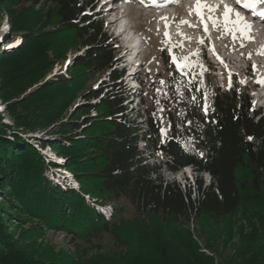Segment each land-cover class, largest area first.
<instances>
[{
  "label": "trees",
  "instance_id": "16d2710c",
  "mask_svg": "<svg viewBox=\"0 0 264 264\" xmlns=\"http://www.w3.org/2000/svg\"><path fill=\"white\" fill-rule=\"evenodd\" d=\"M3 2L16 8L8 14L14 31L38 14L33 5H49L43 16L37 15L42 18L36 30L22 29L24 49L49 52L51 59L63 56L67 49H83L84 54L76 56L69 67L68 78L55 77L45 86L54 82L66 85L68 91L63 95L71 93L77 97L79 88L92 74L107 73L112 84L123 76L113 64L117 50L103 33L102 22L85 13L89 1L0 0V5ZM43 65L38 64L34 71L43 70ZM85 92L86 104L74 106L70 116L58 124L65 132L58 134V140L51 145L69 153L68 169L83 172L81 178L90 186L87 190L83 184L78 190L66 191L51 185L34 149L22 142L6 141L0 134V191L9 189L4 194L7 203L15 208L12 199L18 202L23 210L20 212L39 230H43L42 224L65 233L72 241L74 252L47 257L44 264H213V258L201 252L190 238V248L178 245L170 227L189 223L190 219L198 226L200 221L213 220L224 225L217 226L206 241L217 242L227 231L224 226L238 214L252 213L255 205L259 211L247 220L254 218L258 224L253 226L247 221L250 230L244 237L256 238L246 245L255 250V259L263 254L264 116L251 111L246 94L217 89L211 96L212 111L207 115L199 110L192 112V120L197 123L194 131L201 140L198 147L206 151L198 157L185 153L173 136L162 137L151 123L148 132L141 134L139 125L126 119L124 94L119 89L106 88L104 92L89 88ZM92 99L97 103L90 104ZM141 100L144 104L143 94ZM91 111H95L94 117L89 116ZM139 143L144 146L139 147ZM157 153H162L160 165L168 172L178 173L183 167H191L199 175H210L209 185L203 186L196 178V197L192 198L190 190L182 192L174 182H164L161 167L149 162ZM90 198L101 199V204L124 200L132 207V218L118 219V207L114 206V216L106 219L88 202ZM155 223L160 229L148 233V225L156 226ZM1 224L0 264L42 263L43 257L38 256L36 249L9 239ZM103 234L113 240L112 249L102 251L99 244L82 247ZM245 251L244 255L248 253Z\"/></svg>",
  "mask_w": 264,
  "mask_h": 264
},
{
  "label": "rangeland",
  "instance_id": "374dc122",
  "mask_svg": "<svg viewBox=\"0 0 264 264\" xmlns=\"http://www.w3.org/2000/svg\"><path fill=\"white\" fill-rule=\"evenodd\" d=\"M188 1L185 2L187 8L184 9V12L179 13H182V19L188 20L191 24L196 25V27H189L186 24L180 23H177L178 26L174 27L173 24L176 22H173V17L176 13L172 8H168L167 10L160 9L155 12L149 8H134L129 6L127 0H96V5L91 11H86V14L92 20L97 19L102 22L103 33H105L111 43L115 44V49H117L116 59H120L116 68L125 72L122 89L128 90V82H134L135 80L143 82V85H141L142 93L140 92V94H143L144 104L140 102L139 97H134L137 95V92H134L135 94L132 97L130 96L131 93L128 96L123 95L129 99L127 103L123 104L128 109V117L126 116V119H130L136 125H139L141 134L148 132L150 123L155 128H162L171 123L173 127L167 130V135L176 137L182 144L188 137H193L192 143L184 145L183 148L184 150L187 148L185 151L188 153L200 156L199 153L202 152L204 155L206 151L198 147L201 140L196 136L194 130H196L197 123L192 120L191 116L194 109L195 111L200 110L202 114H205L201 107L203 104V94H207L210 111L212 109L210 96L215 89L228 87L243 94H245L243 91L247 90L251 111L257 109V100L261 95L260 91L264 87V84H259L256 80L264 78V67H257L258 71L253 72L251 66L246 76H244V70L241 68L242 71L239 72L240 74L236 78L232 77L231 72L239 71L235 69L236 66L241 67V59L239 57H242L244 54L248 57L249 53H251L253 64L257 63L255 65L258 66L259 63H262L264 66V56L257 54L264 52V29L263 25L257 20L246 17V20L253 24V30H256L251 31V36L253 37L251 40H242L239 34H237V38L234 40L233 36L226 33L222 26L215 28L210 22L209 31L204 32L203 26L200 24L195 13L193 12V14L189 15L190 9L194 8V0L193 2ZM206 1L208 0H203L205 3ZM209 1L220 2V0ZM233 1L224 0L228 4L231 3L230 6H234ZM28 5L30 4L25 6ZM33 6L34 12H38L37 15L41 16H43L49 7L48 4L44 5L42 3ZM15 9V6H11L8 3L5 4L3 2L0 5V37L3 38L0 40V52L3 50L0 56L2 57L0 59V134L6 141H18V143L22 142L31 146L39 154L44 163L43 171L45 172V177L48 176L49 172L47 167H51L49 176H56V182L62 191L67 186H73L78 189L81 187V184L87 190L90 186L81 178L83 172L68 169L71 159L69 153L63 151L60 147L51 145V143L58 140V134L65 132V130L58 128V124L70 116L73 107L86 104L87 92L85 91L89 88L100 90L107 83L108 74H92L85 81L83 88H79L77 97L71 93L67 96L63 95V92L68 91L66 85L54 82L48 87L45 86L46 81H52L55 77L63 76L68 78L69 67L72 66L76 56L84 54L83 49H77L78 51L67 49L63 51V56L56 59H51V53L49 52L38 53L36 50L28 51L24 49V44H22L24 33H21L23 32L22 29L24 28L27 32H30L32 29L36 30L42 17L36 15L32 20H25V24L22 25L20 23V29L14 31L13 29L11 30V23L8 19L10 16L8 14L14 12ZM222 11L223 8H220L215 13L221 21ZM241 14L243 15L242 12ZM207 15L208 13L205 11V16ZM161 17H167V21L161 19ZM113 22H115L114 25H112ZM166 22L168 24L167 29H165ZM123 28H126V31L117 38V34ZM180 29L192 33V36L198 39H203L204 43L200 44L198 42L200 45L199 50L196 51V48L194 49L199 55H191L192 52H185L183 50L178 53V51L173 49L175 55L190 56V60L192 61V66L189 69L174 70L175 66L171 63V58L166 51L169 45L162 43V41L165 39V31L170 33L173 43V40L177 42L181 40L186 41V39H180V36L173 33V31ZM133 30L134 32L132 33ZM241 43H243V47H241ZM193 44L197 46L194 42ZM189 45L191 47L192 43ZM204 45L206 46L204 47ZM124 47L133 49L125 57L123 56ZM213 47L215 48V53L212 51ZM237 48H242V50L232 54ZM32 55L33 59H31ZM204 55L205 59L202 62V56ZM227 59H232L233 64L227 62ZM138 62H141L142 65L138 66ZM214 62L219 64L217 69L214 68ZM38 64H44V69L35 72L33 68ZM198 65H203L206 71H202ZM228 66H231V68ZM214 69L215 72L211 73ZM29 70L32 72L31 74ZM127 71L129 73L136 72L133 80L130 76L126 77ZM229 79L231 80L230 87ZM162 80L164 84L160 83ZM242 80L246 81V83H240ZM176 88H179V92L176 91ZM191 96L196 97L195 105L190 103ZM89 103L95 104L97 100L92 99ZM160 109H165V111L161 112ZM130 111L133 115L130 114ZM177 112L181 113V115L178 116ZM95 114V111H91L89 116L94 117ZM161 117H163V122L161 121ZM81 120L82 118H80ZM187 120L192 121L190 126L184 123ZM177 125L181 127H176ZM143 146V143H139V147L142 148ZM61 152L65 153L60 155L59 153ZM149 162L155 164L157 167H161L162 161L160 155H158L151 158ZM59 173H62L63 177ZM196 178L202 181L203 186H207L210 183V176L208 174L200 177L191 167L184 168L178 173L168 172L165 168L161 167V179L168 183L174 182L180 187L182 192L183 189H190L192 198H194ZM8 191V188L0 191V222H2L1 225L9 239L16 241L19 246L36 249L38 256L43 257L41 264L47 263V257H54L58 253L61 254L67 251L74 252V249L71 247L72 241L65 233L47 229L38 223L43 229L39 230L35 222L32 220L27 221L29 218L20 212L23 211L22 207L14 199L12 200L15 208H12L7 203L8 199L4 196ZM8 197L11 199V195ZM90 199L88 202L97 211L100 210L104 214L103 209H105L107 215L111 214L109 217L114 216L115 211L113 207L116 206V208L118 207L116 216L118 219L127 220L132 218V207L124 200L101 204V199ZM258 211L259 206L255 205L251 207L252 213L236 215L232 219V223L224 226L227 231H223V236L217 242L214 239L210 240V242L206 241L209 236L214 235L218 227L222 228L220 225H224L213 220L200 221L199 225L201 226H198L195 221L193 222V219H190L189 223L181 222L179 225L171 226L169 232L178 245L186 244L190 248L194 243L197 244L201 248V252L213 258V264H219L220 262L222 264H255L256 262H258L257 264H264V251L262 255H259L255 259V256H257L253 253L255 250H249L250 248L248 249L246 246L248 242L255 241L256 238L244 237L250 230V225H248L247 221L253 226L258 224L257 222H253L255 221L254 218L252 220H247V218H252L254 212ZM147 229L148 233L154 234L160 228L157 224L156 226L149 224ZM189 238L193 244H189ZM92 244H99L102 251H108L113 247V240L110 236L103 234L99 240L94 243L92 241L88 245L82 244V247H89ZM244 250L248 252L246 255L242 252ZM34 257H37V255Z\"/></svg>",
  "mask_w": 264,
  "mask_h": 264
},
{
  "label": "snow or ice",
  "instance_id": "6c2138e0",
  "mask_svg": "<svg viewBox=\"0 0 264 264\" xmlns=\"http://www.w3.org/2000/svg\"><path fill=\"white\" fill-rule=\"evenodd\" d=\"M141 3H143V0H141ZM152 3L155 4L156 0H152ZM257 3H264V0H234V4L237 6H241L243 8H253L254 4ZM222 5L223 11H222V21L219 17L215 15V13L220 9ZM205 11L208 13L207 16H205ZM195 13V15L198 17L200 24L203 26L204 32L209 31V22L211 25L215 28L223 27L224 31L228 34H231L233 36V39L235 40L237 38V34L243 39L251 40L253 37L251 36V30H252V23L248 22L245 17L241 14V11H239L236 7L230 6L228 3L224 2V0H220V4H212L209 5L208 3L203 2V0H194V8L190 9L189 15ZM260 17H264V11H261L258 13ZM234 17V18H233ZM161 19L167 21V17H161ZM180 24H186L189 27H196V25L191 24L188 20L181 19L179 21ZM168 28L167 22L165 23V29ZM177 35L182 37L183 39H191L190 37H186L183 32H177ZM164 41L162 43H166L169 45V47L166 49L167 54L171 58V63L175 66L174 70H182V69H189L192 66V61L190 60V56H177L173 53L174 48H183V40L173 43L171 41V36L168 31L164 32ZM3 38L0 37V40ZM200 44L204 43L203 39H200L198 41ZM243 43H241V47H243ZM163 51V49H162ZM213 53H215V48L212 49ZM259 54L264 55V52H261ZM191 55H199L198 52L191 53ZM219 59V57H217ZM248 58L251 59V53L248 54ZM202 69V71H206V69L203 68V65H198ZM252 71L256 72L258 71V68L255 64L252 65ZM259 84H264V78H259L256 80ZM161 84H164V81H160ZM240 83H246V81H240ZM231 86V80L229 79V87ZM159 91V89H157ZM176 91L179 92V88H176ZM181 95H183L181 93ZM203 104H202V110L207 114L209 111V105L207 102V94L202 95ZM190 103L195 105L196 103V97L191 96L190 97ZM255 103V102H253ZM161 112L165 111V109H160ZM214 111V110H213ZM177 115H181V113L177 112ZM161 121L163 122V117H161ZM184 123L187 125H191L192 121L187 120ZM173 125L171 123H168L165 127L160 128V133L162 137L167 136V130L169 128H172ZM176 127H181L180 125H177ZM174 139L176 137H173ZM249 140L252 139L251 136L248 137ZM193 137H188L187 140H185L182 144V146L192 143ZM187 150V148H185ZM157 155H162V153H157ZM201 157H203V153H199Z\"/></svg>",
  "mask_w": 264,
  "mask_h": 264
},
{
  "label": "bare ground",
  "instance_id": "6f19581e",
  "mask_svg": "<svg viewBox=\"0 0 264 264\" xmlns=\"http://www.w3.org/2000/svg\"><path fill=\"white\" fill-rule=\"evenodd\" d=\"M208 4H220V2H216V1H209V2H207ZM227 3V2H226ZM220 8H222V5H221V7ZM115 24V22H113L112 23V25H114ZM255 27V26H254ZM254 28H253V24H252V30L251 31H256V30H253ZM126 31V28H123V29H121L120 30V32L117 34V38L118 37H120L124 32ZM253 34H255V33H253ZM124 57L128 54V53H130L133 49L132 48H128V47H125L124 49Z\"/></svg>",
  "mask_w": 264,
  "mask_h": 264
}]
</instances>
